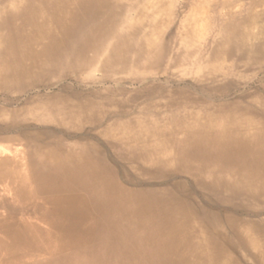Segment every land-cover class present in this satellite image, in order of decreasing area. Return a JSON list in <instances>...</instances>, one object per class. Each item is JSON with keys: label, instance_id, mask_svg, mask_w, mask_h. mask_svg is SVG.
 I'll list each match as a JSON object with an SVG mask.
<instances>
[{"label": "bare ground", "instance_id": "6f19581e", "mask_svg": "<svg viewBox=\"0 0 264 264\" xmlns=\"http://www.w3.org/2000/svg\"><path fill=\"white\" fill-rule=\"evenodd\" d=\"M252 79L264 0H0V264H264Z\"/></svg>", "mask_w": 264, "mask_h": 264}, {"label": "rangeland", "instance_id": "374dc122", "mask_svg": "<svg viewBox=\"0 0 264 264\" xmlns=\"http://www.w3.org/2000/svg\"><path fill=\"white\" fill-rule=\"evenodd\" d=\"M247 85L240 86L241 88L239 87L237 92H240V93H251L252 94V93H257L260 88L262 90H264V88H262L261 83L259 82V80H255V79H252L251 81L249 80Z\"/></svg>", "mask_w": 264, "mask_h": 264}]
</instances>
